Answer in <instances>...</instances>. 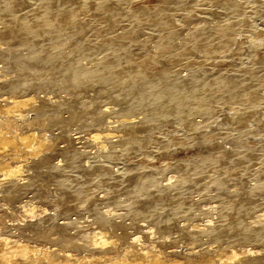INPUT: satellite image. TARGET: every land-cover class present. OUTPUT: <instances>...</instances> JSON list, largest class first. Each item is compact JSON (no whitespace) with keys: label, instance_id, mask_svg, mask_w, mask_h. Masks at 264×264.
I'll use <instances>...</instances> for the list:
<instances>
[{"label":"bare ground","instance_id":"bare-ground-1","mask_svg":"<svg viewBox=\"0 0 264 264\" xmlns=\"http://www.w3.org/2000/svg\"><path fill=\"white\" fill-rule=\"evenodd\" d=\"M32 1L29 4L28 0H0V235L6 229L8 233L13 228L18 231L14 240H9V236L0 237V264H264V250L253 241L255 237L264 241V207L254 205L258 199L264 202V183L256 180L246 184L239 171L254 153L245 150L242 156H235L232 150L215 144V140V143L206 141L212 125L210 130L203 128L200 121L197 123L187 116L188 112L212 113L214 98L223 97L231 103L241 101L240 108L228 114L231 116L223 112V117L222 111L221 118L217 116L220 122L237 126L244 119L248 121L245 117L249 115L244 117L245 113L256 110L258 95L239 76L228 74L213 80L202 73L182 76L178 71L154 73L151 70L153 56L161 58L156 59L164 64L163 61L176 59L185 51L209 56L241 43L233 30L241 23L244 0H209L221 5L229 15L214 26L200 23L191 27L185 35L190 40L187 49L177 52H174L175 38L181 33L178 34L179 29L165 7L172 2L179 9H191V0H162L155 9L138 5L130 10L126 6L136 0ZM86 15L101 21L97 29L99 41L86 39L87 24L81 18ZM144 22L162 30L155 50L135 48L141 43L138 31ZM118 26L121 29L117 30ZM61 43L67 45V51ZM99 49L103 51L102 56L95 54ZM249 49L253 50L254 45ZM80 57L92 58V62L80 63ZM197 85L202 88L199 96L195 95ZM59 89L72 91L73 95L63 94L64 97L58 98ZM85 89L95 91L92 97L86 94L87 101L77 93L84 90V94ZM215 90L219 93L214 95ZM65 109L77 116L73 119V123L77 120L74 131L69 129L72 119L57 115ZM139 114L142 116L138 117ZM176 117L184 130H191L196 141L209 148L203 159L196 164L189 163L190 169L178 164L180 172L172 183L173 175L162 182L148 168L111 170L110 162L121 154L133 155L144 146L141 138L148 131ZM250 117L256 122V111ZM47 118L50 124H45L57 129L54 135L48 134L49 130L47 134L42 132L46 125L38 128L42 119ZM90 143L93 151L85 148ZM83 156L92 157L93 161L83 164ZM69 168L80 170L86 180L96 172L95 178L106 183L104 200H113L121 193L129 195V201L138 206L135 212H129L130 221L122 220V214L112 211L113 208H102L100 197L89 193L86 185L78 190L91 216L90 220H81L85 224L77 225L73 217H55L46 207L36 213L25 206L26 202L21 203V197L31 193L44 205L48 204L49 182L40 180L43 174L54 175L56 189L68 195ZM207 169L213 177L209 181L206 178L208 184L202 191L207 196V188L213 187L214 203L209 201L199 206L188 195V189ZM201 184L198 185L204 182ZM171 192L178 200L174 204L168 200L165 207L157 209V203L167 201L161 195ZM5 203L12 204L13 209L9 207V211L7 205L3 206ZM63 204L67 207L66 202ZM173 208L177 211L183 208L184 215L191 217L197 209L203 218L198 221L183 216L184 220L180 221ZM8 212L17 218L6 220ZM93 223L97 225L91 226ZM26 231L41 238L32 241L34 244L27 241L29 238L23 241L19 234L28 236ZM233 239L237 243L223 245Z\"/></svg>","mask_w":264,"mask_h":264},{"label":"rangeland","instance_id":"rangeland-1","mask_svg":"<svg viewBox=\"0 0 264 264\" xmlns=\"http://www.w3.org/2000/svg\"><path fill=\"white\" fill-rule=\"evenodd\" d=\"M30 1L32 3H34V1H32V0H30ZM30 1L28 0L29 4H31ZM192 1H193V3H192ZM261 1L262 0H259L258 3H256L257 4L256 5L255 0H246V1L244 0V3L242 5L243 7L241 9L242 10L241 11V14H242L241 23H239L237 28H235L233 30V35H235L236 37L239 36L241 39V43L237 44V46L234 45L235 47L233 46L231 48L233 52L231 51V49H229L227 51L215 53L216 56L214 54L209 55V56L206 54H204V55L197 54L199 56H196L195 55L196 53H194L192 51H185L181 56L176 58L177 60L175 58H169V59L163 61L164 64L159 63L160 61H158V60H161V58H158V56L157 57L153 56L152 58H154V63L151 65V70L154 73H156V72L168 73L169 71H178L182 76L190 75V73L191 74L195 73V75H198V74L201 75V73H202V76H204V75H206L208 77L210 76V78L213 80H216V79L221 78V77H228V74H229V76L233 75V77L239 76L237 78H240L241 80L245 81L247 83V85L250 87L249 89L253 90L256 93V96L258 95L257 98L259 100L257 102L256 110L254 109V111H256V114L258 115V119L256 120V122H254L255 119H253V117H250V115L252 116V113H254L253 109L251 111L252 113L251 112H250V114L245 113L246 115H244V117L249 115V117L248 116L245 117V118H249V119H247L248 121H246V122L244 119V121L241 123V124H243L245 122L243 125L239 124L236 126L234 124H229L227 122L226 123L220 122V118H221V115L223 114V112H224V114L226 113V115L232 114L233 113V111H231L232 109H237V108H240V106H241V101H239V102L234 101L233 103H231L230 100H228L227 98L225 99L223 97L214 98V100L215 99L216 100L215 101L213 100L214 103L212 102V104L214 105V110L212 113L202 114L203 116L201 115V113H196V115H195V113H191V112L189 113L188 112V114H187V116H189V118H191V119L194 118L193 120H195V122L200 121L199 123H201L203 128H209V130H210V126L212 125V127H211L212 130L210 131L211 135L205 138L206 141H210L213 143H215V141H216L215 144H217L220 147L222 146L224 148L232 150L233 151L232 154L234 153L235 156H242L243 153L245 152V150L246 151L249 150L250 152H252L251 154L254 153L253 156H251L250 159L247 161V163L245 165H243L244 168L241 167L239 170V171H241L240 175L242 176V180L246 184L248 182L254 183V181H256V180L264 183V181H263L264 180V171H263L264 169H262L264 167V163H263L264 162V98H263L264 97V11H263L264 10V8H263L264 7V1H262V2ZM161 2H162V0H136V1L128 3L126 8L128 10H130V8H134L135 6L139 5V6H144V7L146 6L149 9H155L157 6H159V4ZM190 2H191V5L193 6V8L191 7V9H184V8L179 9L172 2L167 3L170 7L167 4L165 7L167 12L169 14H171V16H172L174 26H176L177 29H179L178 34L181 33L180 35H177V37L175 38L176 45L174 47V52L182 51V50L184 51L187 49V46L190 43L188 41H190V40L188 38H186L185 35L188 34L189 29L191 27H193L196 24H200V23L206 24L207 26H214L215 23H219L222 20H225L227 18V16L229 15V14H227V12L223 11L221 5L219 6L218 3H216V5H215V3H213L212 1H209V0H207V1L206 0H191ZM169 3L172 5V7ZM213 4H214V6H213ZM212 7H214V8H212ZM81 18L87 24L86 31H88V32L86 33V39L91 40V41L93 40V42L99 41V33H98L97 29L99 28V26H101V21L93 19V18L91 19L90 15H86L84 17L81 16ZM183 18L184 19L187 18L189 21L188 20H186V22L181 21V20H183ZM203 22H205V23H203ZM126 23L127 22H124L125 26H126ZM119 26L117 27V30L121 29V27L123 25L120 28H119ZM161 31L162 30H160V28H158L157 26H153L150 23H147V22H144V24L142 23L139 26V31H138L139 39H140L141 43L138 46H135L137 51H139V50L141 51V49H138V48H142V47H147V48L150 47V49L155 50L158 38L161 35ZM181 37H183V38H181ZM55 44L56 43H54L53 45L55 46ZM61 45H62V48L64 49V51L68 50L67 45L62 44V43H61ZM253 45H254V49H253ZM245 46H246V49H244ZM255 46H257V47H255ZM241 47H242V49H241ZM249 47L252 48L254 51L249 49ZM65 49H67V50H65ZM21 52L25 53V51H23V50ZM95 54L97 56H100V55L102 56L103 51L101 49H99V52L97 51ZM211 56H213V58ZM79 59L82 60V61L79 60L80 63H83V62L85 63L87 61L89 64V62L90 63L92 62V60H91L92 58H89V57H84V58L80 57ZM64 60H66V59H63V61ZM0 65H2L1 62H0ZM59 90H61V89H59ZM68 91L69 90H65V92H64L63 90H61L58 93L57 92H55V93H57V95L60 94L58 96V98H62L64 96L69 97V96L73 95L72 91H69V92ZM78 91L80 92L81 90H77V93L79 96L82 95L81 98L84 101H87L89 99V97H92L95 94V91H92V89L90 91L88 89H85L84 94H83L84 90H82L80 92L81 94H79ZM70 92H71V94H69ZM201 93H202V88L200 87V85H197L195 88V95L199 96ZM216 93H219V92H217L215 90V92L213 94L215 95ZM50 94L52 95L53 93H50ZM63 94H64V96H62ZM260 96H262V97H260ZM83 97H85V98H83ZM228 106L230 109L228 108ZM118 107H119L118 105L114 106V108L116 110ZM215 108H216V110H215ZM65 110L66 111L61 110V112L62 111L63 112L57 113V115L60 114L62 116L68 117L70 120L72 119L70 121V125H69L70 128L69 129L74 131V129L76 128V125H77V124H75L77 122V120L75 119V123H73V121H74L73 119L77 116L76 115L74 116L73 111L70 112V110H68V109H65ZM223 110H225L226 112ZM221 111H222V114H221ZM71 114H72V116H71ZM219 114H221V115H219ZM224 114L222 115L223 117H224ZM218 115L220 116V118H218L219 117ZM70 116L72 118H70ZM140 116H142V115L139 114L138 117H140ZM228 116H231V115H228ZM216 120H217V122H216ZM218 120L220 123H223V124H219ZM45 122L49 123L48 118L42 119L38 128L42 129L46 125V127H44L42 129L43 133L47 134V132L49 130L48 134H51L50 132H52L53 135L56 134L57 131H55V130H57V129L54 128V125H53V127H49L52 125H49L50 123L45 124ZM71 124H74V125H71ZM224 124H226V125H224ZM47 126L51 130L53 129L54 131H51ZM160 126L157 128H154L153 130L148 131L147 134L144 135L147 139L144 138V136L141 138V139H144L143 141L141 140V142L144 143L143 144L144 146L141 148H138L137 151H135V154H133V155L132 154H130V155L121 154L118 157V159L110 162L109 166H110L111 170L113 172H117L122 167L124 169L125 167H133V166H134L133 168H135V167L136 168L137 167L138 168H145V169L148 168L147 170H150L151 172L155 171L154 174L155 175L157 174L156 177L158 179L161 178L160 180L162 182H167L168 181L167 177L170 175H173V177L170 178V181H171L170 183H172V181H175L174 178L180 172L179 166L181 164L185 165L183 167H187L188 169H190L188 167L189 163L194 162V164H196L201 159H203V157H205L207 155L206 151H208L209 148L206 146V144L205 143H198L196 141V138H194V136L192 135L191 130H184L185 128L182 127L181 122L177 117L173 118L172 120H169L167 122H164L162 124V126L161 127ZM45 128H47V129H45ZM213 130H214V132H212ZM73 131H70V132H73ZM83 131H82V133H84ZM88 146L89 145L87 144V146L85 148L89 149L90 151L94 150V147H92L91 143H90V147H88ZM237 151H239V152H237ZM240 151H242V152H240ZM123 156H125V157H123ZM60 158L61 157L59 156L58 159H60ZM82 158H81V162L83 164L88 163V162L91 163V161H93L92 157H91L92 159L87 157V156H83ZM252 158H253V160H252ZM94 160H95V158H94ZM195 160H197V161H195ZM189 161H191V162H189ZM261 161H262V163H261ZM178 164H179V166H178L179 168L177 167ZM262 165H263V167H262ZM43 170H44V168H43ZM68 171H69V177H68V181H67V182H69L67 184L68 193H69L68 195H67L66 191H63L64 192V194H63L62 190L60 188H58V189L61 190V192L58 191V189H56L58 186L56 185V178H54V175L49 174V175H52L53 176L52 177V176H49V175L46 176L43 174L44 176L42 175V177H40L41 178L40 180L43 179L42 181L44 183L49 182V184H48L49 185L48 195L50 196L49 197L50 201H48L47 203L49 204L51 202L53 204L50 203V205H48V204L44 205L43 202L38 201L36 198H34L31 193H27V194L23 195L21 197V200H22L21 203L26 202L25 206H27L28 208L31 207L32 208L31 211L34 209L35 211H33V212L37 211L36 213H39L40 212L39 210H41V208L46 207V211L47 212L49 211L48 213L55 215V217H61V218H65V219H67L68 217H70V218L73 217L75 220L78 221L77 225L85 224L86 222L83 223L81 220H83V221H84V219L90 220L91 216L88 213L87 206L85 208L84 196H82L78 192V190L82 185H86L89 193L91 191V194L98 196V198L100 197L101 201L99 204L102 208H105V206H107L108 208H111V209L113 208L112 211L118 212L120 215L122 214L121 219L122 220L125 219L124 220L125 222H127L129 220V218H130L129 214L132 212H135L137 210L138 206H136V204L134 205L131 201H129V198H127V197H129V195H127L126 193H124V196L126 195L125 198L123 196V193H121V194L116 196L117 199L115 198L113 200H106V199L104 200V195H105L104 189H106L105 188L106 183H104V181L100 180V178H98V177H97L98 179L95 178L97 176L96 172L91 174L90 177H88L86 180L83 177L81 171L80 170L77 171V168H72V169L69 168ZM122 171L124 172V170H122ZM207 171H206L207 174H206V172L203 173V175H201V177H200L201 179L199 178V180L196 181V183L194 182V186L192 188L190 187L188 189V195L190 196L191 199L198 201L197 203L199 206L207 205L209 203V201H211L212 204L214 203L213 200L215 198V196H214V194H215L214 192H216L215 189L213 187H208L206 190L208 193L207 196H205L204 192L202 191L203 190L202 188H204V186H206L208 184V181L213 177V176H211V175H213L212 171H210L209 169H207ZM260 172L263 173V177L261 175L262 173L259 174ZM204 175H205V177H204ZM207 176H209V177H207ZM43 177H45V178H43ZM260 177L263 180H259ZM162 178H163V180H162ZM206 178L208 179V181H206L207 180ZM44 179H47V180H44ZM98 180H100V181L98 182ZM43 182L40 181V184ZM80 182H82L81 185H80ZM203 182H204V184H203ZM198 184L199 185L201 184L203 187L199 186ZM231 184H233V183H231ZM75 185L77 187H75ZM197 186H199L201 189L199 190ZM70 187H72V188H70ZM211 188H213V189H211ZM230 188L234 189V187L232 185L230 186ZM209 190H210V192H209ZM60 193H62L65 196H63ZM97 193H98V195H97ZM73 194H74V196H72ZM202 194H203V196H202ZM56 195H59V197L62 196L64 201H62V198H58V196L56 197ZM76 195L77 196L79 195V196L76 197ZM165 195H161V196L163 198L166 197V199H167L166 203L164 200H162V201H164V203L162 201H160L159 204L157 203V207H156L157 209L165 207V205L167 204V202L169 203V201H170V203L173 202L171 204H174L178 200L177 195L172 193V192L167 193ZM176 198H177V200H176ZM153 199H155V198L153 197ZM55 200H56V202L59 200L58 202L59 203L61 202L60 203L61 205H62V202L63 203L66 202L67 207H66V205H65V207H63L64 204L62 206L60 204H59L60 206L57 205L58 202L56 204ZM114 200H116V201L114 202ZM117 200H118V202H117ZM111 201H113V202H111ZM68 202H69V204H68ZM70 202H71V204H70ZM125 202H127V203L125 204ZM17 203L18 202L14 203V204H17ZM129 203H130V205L132 204L131 207L129 206ZM6 205H7L9 211L13 207L12 204H10V205L7 203L3 204V206H6ZM254 205H255V208H263L264 202L262 200L258 199V203L255 202ZM9 207H11V208L9 209ZM70 207H72V208H70ZM63 208L66 212H64ZM114 208H115V210H114ZM173 209H171L172 212L174 211L177 214V215L176 214L175 215L177 216V218H179L180 221L182 220L183 216H185L188 220H192V218H193V220H198V219L200 220L201 218H203V214L198 212L197 209H195L196 211L193 210L195 212V213H192V215L194 217L184 215L185 210L183 208L179 209L178 211L175 208H173ZM181 210L182 211L184 210V211L182 212ZM123 213H125V214H123ZM197 213H198V215H195ZM6 214L7 215H5V217H6V220H8V221L9 220L12 221L11 218H14V216L17 218V216L11 212H8ZM64 214H65V216H64ZM123 215H125V216H123ZM127 217H129V218H127ZM117 219H120V218L117 217ZM8 221H7V223H9ZM140 222H143V221L140 220ZM96 225H97V223H93L91 226H96ZM11 228H13V227H11ZM11 228H9V231L11 230ZM13 229H15V228H13ZM13 229H12L11 233L10 232L8 233V229H6L4 231V233H2L0 235V237H2V235H3V237L9 236L10 237V238L8 237L9 240H14V237H15V235L18 234L17 233L18 231L16 229L15 230H13ZM15 232H16V234H15ZM7 233L10 235L13 233L12 235H14V236L11 235L12 239H11V236L8 235ZM26 233H28L29 237L27 236V234L26 235L25 234H19V238L23 241H26L27 240L26 238H29V240H27V241H29L31 244L32 243L34 244L35 241H39L37 238H41V237H38L40 235H38V236L33 235V234L29 233V231L28 232L26 231ZM30 235H32L33 238L36 237L35 239H37V240H34ZM173 235H175V234H173ZM165 236H167V235H165ZM23 237L25 240L23 239ZM30 237H31V239H30ZM259 239L260 238L255 237L254 240L252 239L255 243L251 240V244L254 243L255 245H260V249L264 250V241L259 240ZM233 240L232 241L231 240L226 241L227 243L225 242V244H223V245H228V244L231 245V242L237 243L236 239H233ZM32 241H34V242H32ZM228 242H230V243H228ZM213 244H217V243L213 242ZM219 251H221V250H219ZM262 256H264V253L262 254ZM262 263H264V262H262Z\"/></svg>","mask_w":264,"mask_h":264}]
</instances>
